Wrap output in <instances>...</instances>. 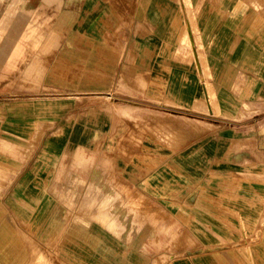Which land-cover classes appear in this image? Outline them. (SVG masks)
Listing matches in <instances>:
<instances>
[{
  "label": "rangeland",
  "instance_id": "obj_1",
  "mask_svg": "<svg viewBox=\"0 0 264 264\" xmlns=\"http://www.w3.org/2000/svg\"><path fill=\"white\" fill-rule=\"evenodd\" d=\"M223 1L177 0L212 104L195 112L142 99L134 65L129 82L119 73L113 86L90 73L89 50L105 43L90 38L101 33L95 26L83 23L77 34L78 24L54 25L51 10L11 11L0 0V264H170L193 242L177 207L208 217L211 200L248 197L253 158L234 141L261 128L264 107L228 109L207 81L199 15ZM181 48L197 72L186 32ZM203 243L234 247L236 262L258 264L257 238Z\"/></svg>",
  "mask_w": 264,
  "mask_h": 264
},
{
  "label": "crops",
  "instance_id": "obj_2",
  "mask_svg": "<svg viewBox=\"0 0 264 264\" xmlns=\"http://www.w3.org/2000/svg\"><path fill=\"white\" fill-rule=\"evenodd\" d=\"M224 2L223 6L209 2L199 15L201 43L210 67L207 81L228 109H232L233 102L241 107L248 104L261 109L264 107V0H243L242 5L241 0H235L234 4ZM64 6L62 15L60 9ZM9 7L11 11L15 7L33 12L44 7L55 15L54 25L78 24L77 34H81L79 27L83 23L96 27L101 33L90 38L101 37L105 43L95 45L96 41L89 50L95 57L87 61L88 69L90 73L107 76V85L113 86L119 73L121 81L125 77L128 83V68L134 65L138 70L133 82L143 89L142 99L182 111L200 112L199 108L207 105L212 112L202 66L195 64L197 73L191 59L178 54L186 24L183 7L177 0H6V9ZM245 132L237 136L241 139L233 141L243 148L245 157L253 158L245 173L254 174L257 181L252 183L245 178L248 197L211 200L208 217L201 216L194 206L177 207L176 219L181 231L193 242L184 247L187 254L170 264H239L235 256L241 252L234 247L212 244L209 249L200 248L204 241L243 236L258 239V264H264V124L252 138L246 137ZM250 141L254 148L247 145L245 148ZM236 157L242 158L241 154ZM1 172L4 173V167ZM160 209L167 212L163 206ZM186 210L191 211L188 219L184 218L188 214ZM237 229L241 230L240 236L235 232Z\"/></svg>",
  "mask_w": 264,
  "mask_h": 264
},
{
  "label": "bare ground",
  "instance_id": "obj_3",
  "mask_svg": "<svg viewBox=\"0 0 264 264\" xmlns=\"http://www.w3.org/2000/svg\"><path fill=\"white\" fill-rule=\"evenodd\" d=\"M185 24H186V38L188 39V43L190 44V48L192 49V55H193V59H194V62L195 64L197 65V58H196V55H195V48H197V52H198V61H199V65H201V53L199 52V48L195 45V42H196V39L194 38V44L192 43V39L190 37V33H189V30H187V25L189 24L190 28H191V24L190 22H188V18H186V21H185ZM192 32H193V36H194V30L191 29ZM195 47V48H194ZM198 66V65H197ZM200 70V68H199ZM201 70L203 72V67H201ZM23 238V237H22Z\"/></svg>",
  "mask_w": 264,
  "mask_h": 264
},
{
  "label": "water",
  "instance_id": "obj_4",
  "mask_svg": "<svg viewBox=\"0 0 264 264\" xmlns=\"http://www.w3.org/2000/svg\"><path fill=\"white\" fill-rule=\"evenodd\" d=\"M187 29L189 30V33H190V37L192 39V43L194 44V36H193V32L189 26V24L187 25ZM195 48V47H194ZM195 55H196V58H197V64L199 65V61H198V52H197V48H195ZM205 93H206V96H207V89H206V86H205Z\"/></svg>",
  "mask_w": 264,
  "mask_h": 264
}]
</instances>
